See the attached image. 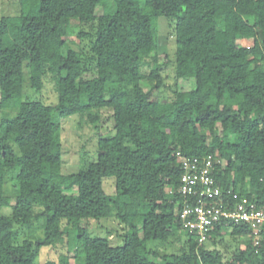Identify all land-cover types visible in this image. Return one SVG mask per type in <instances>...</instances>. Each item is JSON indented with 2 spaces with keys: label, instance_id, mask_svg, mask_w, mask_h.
Here are the masks:
<instances>
[{
  "label": "trees",
  "instance_id": "obj_1",
  "mask_svg": "<svg viewBox=\"0 0 264 264\" xmlns=\"http://www.w3.org/2000/svg\"><path fill=\"white\" fill-rule=\"evenodd\" d=\"M19 4L0 16V208H10L0 212V264H34L40 248L64 241L79 248L74 261L43 264H264V233L249 224L220 220L199 242L179 218L198 199L179 191L184 160L207 156L220 190L208 201L246 199L264 212V0ZM160 17L173 22L166 100L153 96L164 85ZM46 77L55 102L26 98L25 85L40 91ZM106 109L112 130L97 134L95 159L63 173L60 120L76 114L96 131ZM108 217L121 243L80 225ZM17 225L27 229L19 242ZM183 233L179 252L154 246ZM225 234L229 255L216 248L229 247Z\"/></svg>",
  "mask_w": 264,
  "mask_h": 264
},
{
  "label": "rangeland",
  "instance_id": "obj_2",
  "mask_svg": "<svg viewBox=\"0 0 264 264\" xmlns=\"http://www.w3.org/2000/svg\"><path fill=\"white\" fill-rule=\"evenodd\" d=\"M20 11L19 0H0V16L3 15H16ZM96 13H100V7H97ZM73 26H77L76 21H72ZM158 30V47L157 56L161 64V74L164 78V85L154 92V97L160 100H166L170 97V89L174 84V71H173V53L174 41L172 37L173 22L160 17L157 23ZM76 43L87 45V40L79 41L76 36L70 37ZM148 67H143L142 72L147 74ZM143 87L148 89V85L143 82ZM24 95L26 98L43 101L47 104H52L56 100L53 82L46 77L40 91H35L29 84L25 85ZM61 129V143H62V165L61 170L63 173L76 172L81 166L95 159V146L97 134L106 136L111 133L112 120L111 111L103 110L102 117L99 122L98 130H94L91 125L83 123L79 124V117L70 115L60 120ZM103 188L106 193L111 194L114 192V178L112 176L103 179ZM75 187L69 190L74 192ZM14 199L11 198V203ZM0 212L7 214L10 213L9 207H1ZM80 225L87 226L89 232L93 236L107 237L111 244L115 245L121 243L119 235L122 232V225L114 218L108 217L101 220H89V222H81ZM16 240L19 242L27 236V229L19 225L15 226ZM186 235L180 234L169 238L168 241L154 245L159 252H179L185 247ZM225 243L229 247L217 245L216 248L229 255L235 248L234 242L228 234L223 237ZM243 246V243L241 244ZM79 248L75 245L66 246L65 241L53 247L44 246L40 248L34 260V264H43L47 260H57L61 255L66 254L70 261L73 262L75 256L79 253Z\"/></svg>",
  "mask_w": 264,
  "mask_h": 264
},
{
  "label": "built area",
  "instance_id": "obj_3",
  "mask_svg": "<svg viewBox=\"0 0 264 264\" xmlns=\"http://www.w3.org/2000/svg\"><path fill=\"white\" fill-rule=\"evenodd\" d=\"M184 170L180 177L179 191L183 195H197L194 205L185 204L179 211L183 227L193 232L198 241H205L213 224L220 220L234 223L244 222L257 233H264V212L253 202L246 199L234 204L221 199L219 202L208 201L209 198L220 197V190L212 177L213 161L211 156L201 160L197 158L184 160ZM236 198V195H233Z\"/></svg>",
  "mask_w": 264,
  "mask_h": 264
}]
</instances>
